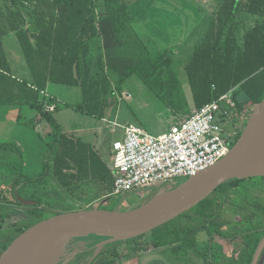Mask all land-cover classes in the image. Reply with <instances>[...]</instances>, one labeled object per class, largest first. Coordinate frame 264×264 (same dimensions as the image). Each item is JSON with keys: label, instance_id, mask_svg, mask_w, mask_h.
I'll return each mask as SVG.
<instances>
[{"label": "trees", "instance_id": "16d2710c", "mask_svg": "<svg viewBox=\"0 0 264 264\" xmlns=\"http://www.w3.org/2000/svg\"><path fill=\"white\" fill-rule=\"evenodd\" d=\"M99 4L106 6L107 13L103 16L99 14ZM127 6L120 0H0V105L17 103L30 108L34 116L26 119V123H35L41 116L48 121L51 128L48 133L53 136L41 173H25L22 153L15 161L11 189L0 188V221L9 213L5 210L10 208H25L38 217H42L45 211L51 212L49 207L42 208L45 202L37 193L27 195L24 192L26 186L38 184L50 174L77 197L79 185L94 180L97 184L94 202L113 192L115 178L108 161L94 144L63 131L54 112L46 109L47 105H55V111L73 106L90 116L104 118L107 108L113 103L116 88L120 89L123 82L136 72L157 90L158 96L172 107L174 113L189 114L192 111L179 79L174 81V87L163 91L152 76L155 62L163 59L166 53L158 54L157 58L148 53L142 60H123V56L116 54L123 42L120 32L124 30V18H130ZM248 16L255 17L256 22L247 28ZM11 34L15 35L26 64L23 76L12 73L5 49L4 39L7 37L9 40ZM95 40L100 41L102 52L92 63L89 57ZM187 74L196 108L235 89V105L239 111L247 110L251 114L264 99V0H220L217 17L193 52L187 64ZM49 82L81 88L82 101L58 103L46 91ZM242 91L250 96L246 104L237 100ZM4 95L8 98L3 99ZM12 147L10 142H0V151H9ZM250 180L264 182V177L219 185L213 195L210 193L201 200L194 210L195 206L154 229L150 233L153 247L187 253L188 247L196 245L192 232L201 226H211L213 230L219 226L213 219L225 206L224 200L235 199L231 195L233 187H240ZM242 200L264 215V203L257 195L246 194ZM91 203L88 202V206ZM56 213L64 215L67 212ZM30 228L25 227L22 233L11 236L2 253ZM236 236L241 237L245 244L244 259L250 264L264 237V226L256 225ZM113 253L117 257L116 251Z\"/></svg>", "mask_w": 264, "mask_h": 264}, {"label": "rangeland", "instance_id": "374dc122", "mask_svg": "<svg viewBox=\"0 0 264 264\" xmlns=\"http://www.w3.org/2000/svg\"><path fill=\"white\" fill-rule=\"evenodd\" d=\"M127 3L130 18H124V30L120 32L122 44L118 47L117 55L123 56V60H142L148 53L154 57L162 56L155 62L152 76L157 79L163 91H168L175 86L174 81L179 79L184 87L185 93L191 94L187 64L190 61L196 47L204 40L210 30L211 22L217 17L220 0H120ZM99 14L105 15L106 6L98 5ZM160 18L167 23H160ZM256 18H246L247 28L255 24ZM127 35V36H126ZM9 40L5 37V49L12 65V73L15 76H23L26 70L23 55L21 54L17 39L11 34ZM100 41L95 40L92 45L90 61L95 63L97 56L102 52ZM160 76V77H159ZM159 77V78H158ZM157 85L158 88H160ZM55 94L59 103H78L82 101V90L79 87L57 85ZM131 93V97L126 96ZM191 97V95H190ZM3 99L8 96H2ZM113 103L106 110V120L93 117L87 113L72 107H62L57 110V119L68 132L72 131L84 140L93 143L102 149L108 163L112 159V143L121 138L123 129L114 124L137 125L146 129L149 133L159 135L166 132L171 124L183 119L186 114L174 113L166 102L157 94V90L150 87L143 77L134 72L122 84L116 88L112 97ZM224 108L233 107L226 101L222 102ZM194 108V106H192ZM56 112V111H55ZM247 110L243 114V117ZM22 117L19 119V116ZM34 113L22 104L7 103L0 105V142H10L13 147L9 150L0 151V188L11 189L14 179L15 161L23 155L25 161V173L27 175L39 174L44 170V160L49 154L50 144L53 142L48 121L41 116L40 123H26V119L33 117ZM249 118L242 121L240 125H246ZM229 130L232 131L230 127ZM245 185L246 188L243 186ZM240 187H233L231 195L235 197V206L244 205L243 196L246 194L257 195L264 203V182L248 181ZM148 190H132L131 192L103 195L94 202V193H97V184L94 180H87L79 185V197L68 192L63 185L52 175H48L38 184L28 185L24 189L25 194L32 195L34 192L44 199L42 208L49 207L51 212L45 211L42 217L33 216L25 208H10L9 212L0 221V258L10 241L11 236L22 233L25 227H38L43 221H50L56 216V212H71L85 208H108L112 210H130L138 206L145 199L155 194L147 193ZM143 192L148 195L143 194ZM213 195V192L210 194ZM92 202L88 206V202ZM241 204V206L239 205ZM196 205L193 210L197 207ZM232 211L233 206H227ZM232 208V209H231ZM235 209V208H234ZM226 217L227 226L223 228L225 235L234 232H242L249 228L264 226V215L257 209L242 207L236 216L228 212ZM233 220V223H231ZM234 222L236 225H234ZM198 249L207 250L208 237L206 233L200 232L197 236ZM94 236L87 235L71 240L70 244L87 247L94 245ZM235 245V243H232ZM238 249L245 250L243 241L237 243ZM110 246L99 250H85L78 253L72 260L64 264H89V260L98 253L90 264H149L153 259H163L168 264H203L202 256L198 252L190 255L172 253L170 250L158 251L151 244L150 233L133 241H129L117 247L116 256L107 253ZM206 249V250H205ZM105 255V256H104ZM108 255V256H107ZM107 256V257H106ZM238 257L231 253L226 255L221 264H228L229 258L235 260ZM115 259V261L113 260ZM264 264V255L262 257ZM63 264V263H62ZM242 264H247L243 262Z\"/></svg>", "mask_w": 264, "mask_h": 264}, {"label": "water", "instance_id": "95a60500", "mask_svg": "<svg viewBox=\"0 0 264 264\" xmlns=\"http://www.w3.org/2000/svg\"><path fill=\"white\" fill-rule=\"evenodd\" d=\"M238 102L250 100L247 92ZM264 177V99L251 112L241 136L228 155L208 169L183 180H172L166 192L156 193L126 211L85 208L67 212L32 227L2 253L0 264H38L41 258L77 237L92 235L99 242L91 249L126 242L151 233L196 206L219 185L233 180ZM264 251L260 241L252 263L259 264ZM152 264H164L154 261Z\"/></svg>", "mask_w": 264, "mask_h": 264}, {"label": "built area", "instance_id": "2783aa9c", "mask_svg": "<svg viewBox=\"0 0 264 264\" xmlns=\"http://www.w3.org/2000/svg\"><path fill=\"white\" fill-rule=\"evenodd\" d=\"M234 91L195 108L159 135L137 125L121 126L123 138L113 142L110 168L115 182L112 195L132 190L167 189L172 180L196 175L228 155L237 138L224 124L223 118L231 109L224 108L222 102L234 107ZM126 96L131 97V93ZM46 109L55 111L56 108L47 105ZM249 116L247 111L243 120ZM240 126L242 132L245 125Z\"/></svg>", "mask_w": 264, "mask_h": 264}, {"label": "flooded vegetation", "instance_id": "af4514ba", "mask_svg": "<svg viewBox=\"0 0 264 264\" xmlns=\"http://www.w3.org/2000/svg\"><path fill=\"white\" fill-rule=\"evenodd\" d=\"M244 113L245 112L239 111L237 105H235L230 110V112L227 115H225L224 118H223L224 124L227 127H230L233 130V133H234L233 135H234L235 139L237 138V136L241 132L240 131L241 126L238 123V121H239L238 119H240L241 120V123H242V121H243V114ZM160 189H161V187L160 188H151L149 191H147V193L150 192L149 194H152L153 195V194H156ZM147 193L143 192V194H145V195H148ZM146 200H148V199H145L144 201H146ZM235 200L236 199H232V198H227L226 200H224L225 201V206L223 207L222 211L219 213V216L213 219L215 221V225L219 224V226L215 227L214 230L211 229L212 228L211 226H209L210 228H208L207 226H201V227H199V230H197V229L194 230L192 232V234H193L192 236L194 237V240L196 241V245L195 246L188 247L187 253H185L184 250L183 251H178V253L190 255L191 254V251L193 253L198 252V255L202 256V258H203V264H221V260L222 259L224 260V257L226 255H229L231 257V253L232 254H235L236 256L238 254V257H236L235 260L229 258L228 264H242L243 262H245V260H247V259H244V255H245L244 254V250H242V248H239L238 249V246H237V243L239 241H241V237H237L236 236L239 232H234L231 235H225L223 233V231H222L223 228L225 226H227V223H225V219H226V217L230 216V214L228 212H230L232 215H235L236 216L237 214H235V213H237V211L241 212L242 211V207H244V206L247 207L248 209H252V207H248V205L246 203H244L243 206H241V204L239 203V205L241 207L235 206V204H236ZM143 202H141V203H143ZM227 206H233V209L231 208L232 211L230 210L229 207L227 208ZM231 223H233V220H232ZM234 225H236L235 222H234ZM200 232L206 233V236L208 237V241H207L208 247H207V250L205 249L206 251H204V250L201 251L197 247L198 246L197 236H198V234ZM94 239H96V242L94 243V245H96L99 242L100 239L98 237H95V236H94ZM129 241H131V240H129ZM129 241L120 242V243H114L112 245H109L110 246L109 248L111 249V251H109L110 249L108 248L109 250H107L106 252L107 253H110V254H112V256H114V253L113 252L116 251L117 247L120 246V245H122V244H124V243H127ZM232 243H235V245H232ZM115 244H118V245H117L116 248H113V246ZM94 245H92V246H94ZM92 246H90V247H92ZM90 247H87L86 246V249H84L83 251H85V250H97L96 248L91 249ZM156 250H158V251H164V250H168V249L159 248V249H156ZM170 252L175 253V254H178L177 252H173L171 250H170ZM97 254L98 253H94V256L89 260V264L91 262H93L94 257ZM254 254H255V252H254ZM263 255H264V251H263L262 256L260 258L259 264L262 263L261 260H262ZM253 257H254V255H253ZM252 260H253V258H252ZM154 261H159L161 263L168 264L167 261H165V260H163L161 258H159V259H153L152 261L149 262V264H152ZM251 263H252V261H251Z\"/></svg>", "mask_w": 264, "mask_h": 264}, {"label": "bare ground", "instance_id": "6f19581e", "mask_svg": "<svg viewBox=\"0 0 264 264\" xmlns=\"http://www.w3.org/2000/svg\"><path fill=\"white\" fill-rule=\"evenodd\" d=\"M166 191L167 190H162L160 193ZM70 242L71 241L62 244L47 255L43 256L38 264H64L72 260L78 253L86 249L85 243L72 246Z\"/></svg>", "mask_w": 264, "mask_h": 264}, {"label": "crops", "instance_id": "0c3cea01", "mask_svg": "<svg viewBox=\"0 0 264 264\" xmlns=\"http://www.w3.org/2000/svg\"><path fill=\"white\" fill-rule=\"evenodd\" d=\"M160 23H167V24H170L169 22H167V21H163L161 18H160ZM127 36V35H126ZM17 44L19 45V43L17 42ZM58 84H54V83H52V82H49L48 83V86H47V89H46V91H47V93H50L52 96H54L56 99H57V101H58V103H59V99H58V96L55 94V87L57 86ZM190 95H191V97H190ZM186 96H187V98H188V102H189V104H190V107H191V110H194L196 107H195V105H194V99H193V96H192V93L191 94H188V93H186ZM167 105H168V107L170 108V109H172V107L167 103ZM192 106H194V108H192ZM54 112V116H55V118L57 119V117H56V115H57V111L55 112V111H53ZM192 112V111H191ZM190 112V113H191ZM189 113V114H190ZM189 114H186V116L187 115H189ZM183 115V114H182ZM185 116V117H186ZM184 117V118H185ZM104 120H106V117H104L103 118ZM39 120L40 119H38V117H37V119H36V121H35V123H40L39 122ZM57 121H58V123L61 125V127H62V129H63V131H65V132H67L64 128H63V126H62V123L57 119ZM106 121H108V120H106ZM177 122V121H176ZM114 124H116V125H118V126H124V125H121V124H119L118 122H116V121H114ZM174 124V123H173ZM172 125V124H171ZM170 127V126H169ZM49 132V131H48ZM69 133H73L74 134V132H72V131H68ZM123 135H124V132H123V134H122V136H121V138H123ZM79 136V135H78ZM121 138H119V139H121ZM88 141V140H87ZM90 142V141H89ZM93 144V143H92ZM95 146V145H94ZM95 148L103 155V153H102V149H99L98 147H97V145L95 146ZM112 159H113V143H112ZM103 157L106 159V156L105 155H103ZM112 159H111V162H112ZM107 160V159H106ZM109 165H111V163L109 164Z\"/></svg>", "mask_w": 264, "mask_h": 264}]
</instances>
